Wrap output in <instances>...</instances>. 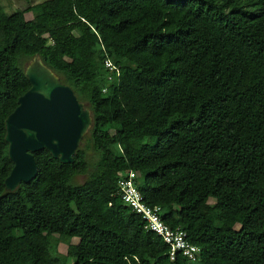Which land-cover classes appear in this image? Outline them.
Segmentation results:
<instances>
[{
  "label": "trees",
  "instance_id": "16d2710c",
  "mask_svg": "<svg viewBox=\"0 0 264 264\" xmlns=\"http://www.w3.org/2000/svg\"><path fill=\"white\" fill-rule=\"evenodd\" d=\"M37 53L94 124L74 162L36 151L37 175L9 191L6 118L31 87L23 60ZM129 171L201 247L197 261L172 259L123 200ZM69 258L264 264V0H43L10 14L0 5V264Z\"/></svg>",
  "mask_w": 264,
  "mask_h": 264
},
{
  "label": "water",
  "instance_id": "95a60500",
  "mask_svg": "<svg viewBox=\"0 0 264 264\" xmlns=\"http://www.w3.org/2000/svg\"><path fill=\"white\" fill-rule=\"evenodd\" d=\"M31 87L6 118L5 140L13 168L5 188L15 191L38 173L34 153L47 149L63 163L74 155L94 124L91 108L80 100L73 87L35 54L25 66Z\"/></svg>",
  "mask_w": 264,
  "mask_h": 264
},
{
  "label": "built area",
  "instance_id": "2783aa9c",
  "mask_svg": "<svg viewBox=\"0 0 264 264\" xmlns=\"http://www.w3.org/2000/svg\"><path fill=\"white\" fill-rule=\"evenodd\" d=\"M105 66L111 73L113 71L119 73L111 59L105 60ZM109 77L112 78V75ZM137 177L135 171L121 175L119 181L123 200L143 216L148 230L155 232L169 244L172 259L180 252L189 260L197 261L201 256V247L187 240L186 231L181 226H169L163 220L160 206H151L145 201V195L137 185Z\"/></svg>",
  "mask_w": 264,
  "mask_h": 264
},
{
  "label": "rangeland",
  "instance_id": "374dc122",
  "mask_svg": "<svg viewBox=\"0 0 264 264\" xmlns=\"http://www.w3.org/2000/svg\"><path fill=\"white\" fill-rule=\"evenodd\" d=\"M41 1H43V0H0V5L4 8V10L7 13L10 14V13H13L14 11H16V10H18L20 8L27 7L29 4H34V3L41 2ZM26 18L27 19L33 18L32 12L26 13ZM29 60L30 59H24L23 60V65L26 66L27 63L29 62ZM84 139H85V137H84ZM84 139H83V141H84ZM83 144H84V142H82V145ZM88 152H89V155H92L93 150L90 148V149H88ZM86 177H87L86 175H79L76 178V182L82 183V182L85 181ZM210 201L212 202L213 200H210ZM78 242H79V238L78 237H74L70 241L62 240L59 243V247H58L59 253L61 255H66L67 252H68L69 244L70 243H78ZM74 261H75L74 258H69L68 259V263L69 264L73 263Z\"/></svg>",
  "mask_w": 264,
  "mask_h": 264
}]
</instances>
